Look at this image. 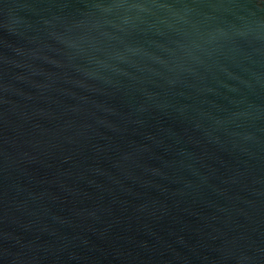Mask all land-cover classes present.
<instances>
[{"label":"water","instance_id":"95a60500","mask_svg":"<svg viewBox=\"0 0 264 264\" xmlns=\"http://www.w3.org/2000/svg\"><path fill=\"white\" fill-rule=\"evenodd\" d=\"M0 264H264V0H0Z\"/></svg>","mask_w":264,"mask_h":264}]
</instances>
